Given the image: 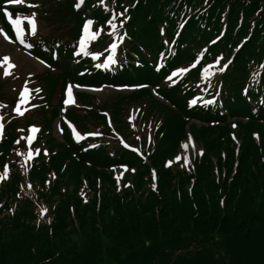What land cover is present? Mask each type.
Instances as JSON below:
<instances>
[{
	"label": "trees",
	"instance_id": "1",
	"mask_svg": "<svg viewBox=\"0 0 264 264\" xmlns=\"http://www.w3.org/2000/svg\"><path fill=\"white\" fill-rule=\"evenodd\" d=\"M76 2L11 10L43 20L27 52L59 73L29 79L22 116L0 76V264H264V0ZM86 19L95 38L75 57ZM109 20L126 37L115 41L118 64L97 68L114 42ZM221 54L228 68L202 78ZM141 84L109 102L82 92L79 107L63 104L67 85Z\"/></svg>",
	"mask_w": 264,
	"mask_h": 264
},
{
	"label": "snow or ice",
	"instance_id": "2",
	"mask_svg": "<svg viewBox=\"0 0 264 264\" xmlns=\"http://www.w3.org/2000/svg\"><path fill=\"white\" fill-rule=\"evenodd\" d=\"M5 3L6 4L15 5V4H20L21 0H5ZM81 3H83V0H77V2L74 4V7L75 8H79ZM205 3H207V0H205ZM29 6L30 7H38L39 5L38 4H30ZM125 13H127V8H125L123 12H120V13L117 14V15H120V16H124V20L120 22V25H119L120 27H122L123 24L126 23L127 19L129 18V17H127L125 15ZM2 15H3V17L7 18L8 23L12 26V28L14 30L15 39L14 40H9V37L6 34H4L3 30H0V35L4 36V39L6 41L11 42V43H17L18 42L24 49L31 48L32 45L30 43H27L25 41V39L23 38V31L24 30L20 27V25H21L20 17L16 16V18L13 19L11 14H10V12L6 8L2 10ZM35 16H36V14L33 13L30 17L26 18L27 19L26 27H30V31H31L32 35H35L37 30H38L37 24L34 23ZM92 24H93V21L91 19H88V20H86V22L82 26L83 35H81L80 38H79V47H80V52L82 54H84V55H88V53L85 52V48H86L87 42L89 40H92V39L95 38V35L92 32L89 31V26L92 25ZM107 24L112 29V32L109 33V35L113 36V41L114 42L109 45L108 49H106V51H108V53H109L107 58L104 59L102 63H98V64L95 65L97 68L103 67V68L107 69V68H109V66H116L118 64V60L116 59V50L118 48V44L115 41L118 39L120 42H122L124 40V38L126 37V33H124L123 35H119V36L115 35L116 29L118 27L115 22H113L112 20H109V21H107ZM161 34H163V29H161ZM165 43H167V41H165ZM211 43H215V41H212ZM197 56H202V53H198ZM3 59L5 61H7L9 58L7 56H5ZM92 59L96 60L97 59V55H93ZM222 60H223V56L221 54V55H218L216 57V59L212 63L204 65L202 67V72H201L202 78H206V79H208L210 81L215 73H223L228 68L229 64L232 61H231V59H229L226 63H223L221 66L217 67V65H219ZM41 63L43 64L44 62L41 61ZM9 66H11V65H9ZM187 70L188 69H186V68H180L178 70H172L170 75L168 77H166V80L170 79L171 76L176 75L177 71L185 72ZM80 74L83 75V73H80ZM73 87H74L73 85H67L66 86L65 98L63 99V104L64 105H68V104L73 102V96H72ZM75 87H79V86L77 85ZM133 87H135V88H143V87H148V85L141 84V85H134ZM205 90H207V89H205ZM37 91H39V89H37ZM218 95H219V86L217 87V90H216V96H218ZM216 96H213L212 99H210V100H204L203 106H208V105H211V104L215 103L216 102ZM21 99H23V94H21ZM200 99L203 100L202 97ZM195 103H196L195 100L190 101V106L192 104H195ZM232 126H233V128L236 127L235 124H233ZM33 131H36V129L33 128ZM93 135H95V134H93ZM75 139H76L77 142H79L80 137L76 136ZM190 139L191 138L189 137V140ZM90 146L91 147H96L98 145H90ZM45 155H47L46 152H45ZM176 159L179 160L180 156H177ZM4 171H5V173H7V171H8L6 166L4 168ZM5 178H6V176L0 177V179H5ZM125 187H127V185H125ZM117 190L119 191V186L117 187Z\"/></svg>",
	"mask_w": 264,
	"mask_h": 264
},
{
	"label": "rangeland",
	"instance_id": "3",
	"mask_svg": "<svg viewBox=\"0 0 264 264\" xmlns=\"http://www.w3.org/2000/svg\"><path fill=\"white\" fill-rule=\"evenodd\" d=\"M27 2L22 1L21 7L25 6ZM7 7V6H6ZM22 24L26 23V20H21ZM34 23L37 24V28L40 33L46 34L48 29L43 20H34ZM0 30H3L2 20L0 18ZM4 32V31H3ZM24 36V34H23ZM18 43V42H17ZM19 44V43H18ZM20 45V44H19ZM7 56L9 59L5 61L3 58ZM11 65V66H9ZM0 68L2 69L0 76L3 80L11 81L8 85V89L14 94L18 95L21 99V94H23V99H21L20 106L16 110V113L21 115L26 112L29 108L31 102V93L29 91V79L35 75L42 74L44 72H50L58 74L59 72L56 69H49L44 65H40L34 60L30 59L26 53L18 48L14 43L6 41L4 36L0 35ZM18 72L21 80L18 79ZM15 80V82H13ZM80 90L73 88L72 96L73 102L70 103L74 106H79L78 103L74 100L76 94L80 93ZM129 91L125 89H115V88H103L96 93L97 97L103 102H109L114 99L117 95L127 94ZM60 93L56 98L60 99ZM57 137L60 138V135L57 134ZM191 147L193 144L189 143ZM188 144V145H189ZM188 145H183L184 158L190 160V148Z\"/></svg>",
	"mask_w": 264,
	"mask_h": 264
}]
</instances>
